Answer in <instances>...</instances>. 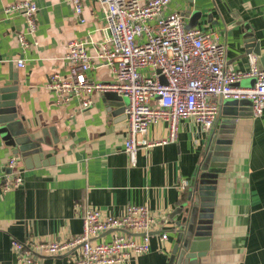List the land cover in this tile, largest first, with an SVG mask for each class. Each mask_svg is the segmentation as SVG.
I'll return each instance as SVG.
<instances>
[{
	"label": "crops",
	"instance_id": "obj_1",
	"mask_svg": "<svg viewBox=\"0 0 264 264\" xmlns=\"http://www.w3.org/2000/svg\"><path fill=\"white\" fill-rule=\"evenodd\" d=\"M19 1L0 0V109L16 120L15 134L26 131L44 142L36 158L17 157L23 185L7 193L0 187V264H16L14 240L65 239L82 232L88 210L118 217L131 205L146 206L157 222L150 252L130 264H172L183 217L176 213L189 202L214 130L226 132L222 138L229 140L231 152L225 173L212 185L210 239L197 264H264V112L254 117L249 100H219L220 114L211 130L182 120L175 142L140 149L133 167L123 145L126 98L96 94L93 105L83 109L77 99L60 105L46 86L51 75L68 73L71 40H103L101 4L84 0L86 24L80 25L69 1L33 0L38 6L33 35L25 17L5 13ZM174 12L184 15L187 30L215 32L227 46L232 68L248 71L249 54H254L264 69V0H173L167 13ZM20 34L27 47L21 45ZM19 59L25 61L24 68L18 67ZM89 76L113 80L106 67ZM254 83L248 78L240 85ZM232 109L237 115L230 117ZM7 136L0 134V175L8 172L9 158L17 156ZM167 136V123L149 129L151 139ZM165 232L168 239L162 242ZM40 263L67 264V258H42Z\"/></svg>",
	"mask_w": 264,
	"mask_h": 264
},
{
	"label": "built area",
	"instance_id": "obj_2",
	"mask_svg": "<svg viewBox=\"0 0 264 264\" xmlns=\"http://www.w3.org/2000/svg\"><path fill=\"white\" fill-rule=\"evenodd\" d=\"M67 1L73 5L79 24H86L84 0ZM95 1L105 12L106 22L100 29L103 40H71L67 44L68 73L51 75L46 86L60 105L77 99L83 109L93 105L96 94L116 93L126 98L123 145L133 167L140 149L175 142L182 120L191 119L211 130L220 114L219 100H249L254 117L263 114L264 69L256 55L249 54L248 71L232 68L227 63V46L219 42L215 32L187 30L184 15L167 13L173 0ZM5 13L25 17L29 33H36L38 6L33 0L16 2L6 7ZM19 41L28 46L24 34L19 35ZM17 65L24 68L25 61L19 59ZM102 67L111 70L112 81L89 76ZM248 78H254L255 83L241 86ZM159 123L168 124V136L149 138L150 127ZM18 164L17 156H11L6 164L8 172L0 175L5 193L23 185ZM156 222L146 206L131 205L118 217L90 209L78 235L58 241L14 240L16 264H41L42 258L55 257L67 258L68 264H130L150 252ZM160 239L166 241L168 233H162Z\"/></svg>",
	"mask_w": 264,
	"mask_h": 264
},
{
	"label": "water",
	"instance_id": "obj_3",
	"mask_svg": "<svg viewBox=\"0 0 264 264\" xmlns=\"http://www.w3.org/2000/svg\"><path fill=\"white\" fill-rule=\"evenodd\" d=\"M256 54H260L259 49H256ZM104 96L110 100H118V98L121 100L116 93H107ZM235 115H237L235 109L228 114L230 117ZM15 122L12 115L0 109V134H8L7 140L16 150L17 157L21 156L26 161L30 157L36 158L38 156L36 154L42 152L44 140L32 139L26 131L15 134L13 132ZM225 133L223 130L212 132L199 175L189 191V202L176 213L182 214L183 217L178 222L177 243L171 252L172 264H197L198 259L206 255L205 242L210 239L208 232L214 201L212 185L216 184L220 174L225 173V163L228 160L225 140L222 138Z\"/></svg>",
	"mask_w": 264,
	"mask_h": 264
},
{
	"label": "rangeland",
	"instance_id": "obj_4",
	"mask_svg": "<svg viewBox=\"0 0 264 264\" xmlns=\"http://www.w3.org/2000/svg\"><path fill=\"white\" fill-rule=\"evenodd\" d=\"M224 144H225V149L227 150V154H229L231 152V146L229 145L228 143V140L227 139H224ZM68 264V262H67Z\"/></svg>",
	"mask_w": 264,
	"mask_h": 264
}]
</instances>
